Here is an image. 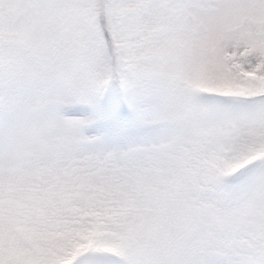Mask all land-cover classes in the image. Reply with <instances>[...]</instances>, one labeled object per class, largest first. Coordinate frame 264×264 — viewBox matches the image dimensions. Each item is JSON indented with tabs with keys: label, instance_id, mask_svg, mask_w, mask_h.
<instances>
[{
	"label": "rangeland",
	"instance_id": "rangeland-1",
	"mask_svg": "<svg viewBox=\"0 0 264 264\" xmlns=\"http://www.w3.org/2000/svg\"><path fill=\"white\" fill-rule=\"evenodd\" d=\"M109 51L129 118L99 104ZM212 90H264V0H0V264H264V161L224 184L264 103Z\"/></svg>",
	"mask_w": 264,
	"mask_h": 264
},
{
	"label": "trees",
	"instance_id": "trees-1",
	"mask_svg": "<svg viewBox=\"0 0 264 264\" xmlns=\"http://www.w3.org/2000/svg\"><path fill=\"white\" fill-rule=\"evenodd\" d=\"M109 54L111 56V75L113 76V79L116 81H118L119 84L123 85V75L125 74V70H120V68H117L115 66V60L117 58H115V54L114 51H109ZM129 58V54L127 52L124 51V53L121 54L119 60H127ZM128 65V63H126V66ZM116 81V82H117Z\"/></svg>",
	"mask_w": 264,
	"mask_h": 264
}]
</instances>
